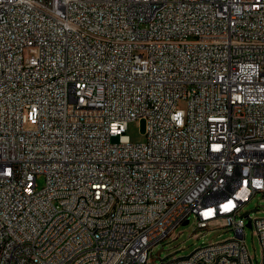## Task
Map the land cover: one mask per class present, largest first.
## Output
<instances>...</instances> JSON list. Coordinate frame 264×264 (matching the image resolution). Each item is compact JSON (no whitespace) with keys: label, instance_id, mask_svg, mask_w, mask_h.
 <instances>
[{"label":"built area","instance_id":"1","mask_svg":"<svg viewBox=\"0 0 264 264\" xmlns=\"http://www.w3.org/2000/svg\"><path fill=\"white\" fill-rule=\"evenodd\" d=\"M255 194L264 0H0V264H148L189 216L235 236L181 264H253L246 218L264 261Z\"/></svg>","mask_w":264,"mask_h":264},{"label":"rangeland","instance_id":"2","mask_svg":"<svg viewBox=\"0 0 264 264\" xmlns=\"http://www.w3.org/2000/svg\"><path fill=\"white\" fill-rule=\"evenodd\" d=\"M185 102L179 101L178 107L185 108ZM144 120L135 119L128 124L126 134L132 142H141L144 136ZM112 141H116L113 138ZM37 188L40 189L44 185V178L38 175L36 178ZM264 200L261 194L252 196L241 209L240 215L248 213L251 218L264 216ZM247 218L244 226V240L248 254L252 257L253 264H262L261 251L258 238L254 232V228L247 226ZM186 221V222H185ZM184 222L176 227L170 237L158 242L149 256L148 264H160L164 258L178 257L184 258L191 251H196V247L202 243L218 242L219 240H229L235 236L233 230L228 227L217 225L209 229H197L194 218L189 216ZM176 236V237H174ZM152 255V256H151Z\"/></svg>","mask_w":264,"mask_h":264},{"label":"bare ground","instance_id":"3","mask_svg":"<svg viewBox=\"0 0 264 264\" xmlns=\"http://www.w3.org/2000/svg\"><path fill=\"white\" fill-rule=\"evenodd\" d=\"M240 213L241 211H235V218H243V216H241ZM114 214H115V207H107V213H100V220H107V215H114ZM237 239H244V232H237ZM222 258H224V263H234V256H226V249L216 248L213 250V256H211L209 261H201V264H221ZM181 263H185V257L178 258L174 256L169 261V264H181ZM262 264H264V261H262Z\"/></svg>","mask_w":264,"mask_h":264},{"label":"water","instance_id":"4","mask_svg":"<svg viewBox=\"0 0 264 264\" xmlns=\"http://www.w3.org/2000/svg\"><path fill=\"white\" fill-rule=\"evenodd\" d=\"M185 222H186V221H185ZM185 222H184V223H185ZM247 226H250V224H249V223H247Z\"/></svg>","mask_w":264,"mask_h":264}]
</instances>
